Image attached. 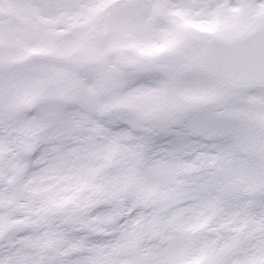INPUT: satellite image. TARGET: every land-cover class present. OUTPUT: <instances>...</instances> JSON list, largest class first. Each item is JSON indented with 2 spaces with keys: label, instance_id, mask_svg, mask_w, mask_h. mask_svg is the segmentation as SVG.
I'll list each match as a JSON object with an SVG mask.
<instances>
[{
  "label": "snow or ice",
  "instance_id": "1",
  "mask_svg": "<svg viewBox=\"0 0 264 264\" xmlns=\"http://www.w3.org/2000/svg\"><path fill=\"white\" fill-rule=\"evenodd\" d=\"M11 127L27 135L0 136V264H264V176L252 186L229 129L25 110L4 93L0 130ZM69 148L78 188L28 195L23 178ZM85 188L99 198L80 202Z\"/></svg>",
  "mask_w": 264,
  "mask_h": 264
},
{
  "label": "rangeland",
  "instance_id": "2",
  "mask_svg": "<svg viewBox=\"0 0 264 264\" xmlns=\"http://www.w3.org/2000/svg\"><path fill=\"white\" fill-rule=\"evenodd\" d=\"M264 25V0H0V95L25 110L37 103L141 127L195 122L234 133L231 142L252 186L264 176V86L232 87L202 69L210 42L233 40ZM176 53L179 70L154 71L149 62ZM53 65L28 72L27 57ZM76 81L73 102L57 96ZM134 88V89H133ZM221 96L215 106L207 99ZM24 139L11 127L0 136ZM8 149L0 141V155Z\"/></svg>",
  "mask_w": 264,
  "mask_h": 264
},
{
  "label": "water",
  "instance_id": "3",
  "mask_svg": "<svg viewBox=\"0 0 264 264\" xmlns=\"http://www.w3.org/2000/svg\"><path fill=\"white\" fill-rule=\"evenodd\" d=\"M202 63L205 68L222 76L233 86L264 84V27L235 42L214 41ZM51 64L49 60L34 59L20 63V66L27 70H39ZM181 64V58L166 56L151 65L155 69H164L176 68ZM77 89L76 83L69 84L60 99L72 100ZM220 100L221 97H217L206 104L214 105Z\"/></svg>",
  "mask_w": 264,
  "mask_h": 264
},
{
  "label": "clouds",
  "instance_id": "4",
  "mask_svg": "<svg viewBox=\"0 0 264 264\" xmlns=\"http://www.w3.org/2000/svg\"><path fill=\"white\" fill-rule=\"evenodd\" d=\"M231 142V141H228ZM81 160L72 152V149H68L67 161L59 168L52 170L48 165H43L34 172H29L24 178L23 183L29 185L31 191L28 195H34L41 189H49L51 192L61 193L62 195H68L70 193L65 192L66 188L70 186L79 185V168ZM47 195V193H41ZM80 202H87L90 198H99L100 194L93 192L90 188L78 190L75 192Z\"/></svg>",
  "mask_w": 264,
  "mask_h": 264
},
{
  "label": "bare ground",
  "instance_id": "5",
  "mask_svg": "<svg viewBox=\"0 0 264 264\" xmlns=\"http://www.w3.org/2000/svg\"><path fill=\"white\" fill-rule=\"evenodd\" d=\"M134 89V88H133Z\"/></svg>",
  "mask_w": 264,
  "mask_h": 264
}]
</instances>
